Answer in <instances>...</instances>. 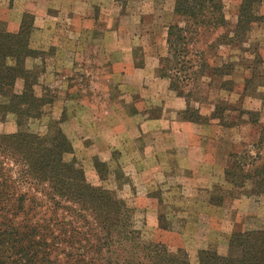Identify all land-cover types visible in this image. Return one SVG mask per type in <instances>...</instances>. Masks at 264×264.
<instances>
[{"label": "rangeland", "instance_id": "1", "mask_svg": "<svg viewBox=\"0 0 264 264\" xmlns=\"http://www.w3.org/2000/svg\"><path fill=\"white\" fill-rule=\"evenodd\" d=\"M222 1L226 27L202 37L198 45L207 51L211 70L184 91L192 89L194 93L192 112L187 117L199 113L210 121L217 107L225 110L230 127L217 120L195 124L211 125L209 135L214 137L209 140V149L220 157L227 154L228 168L232 161L229 156L257 143L264 128V21L236 36L241 1ZM174 4L175 0H128L123 8L113 0H81L79 9L73 5L65 6L66 9L50 7L38 17L24 13L34 18L30 48L32 39L49 41L38 45V49L31 48L36 53L30 58L38 59V63L27 69L38 75L35 92L46 103L39 118L26 119V127L39 135L60 128L74 150L67 159L77 158L90 183L126 202L134 211L135 227L144 241L162 243L173 252L181 249L196 263L202 250L226 255L234 232L261 223L264 199L251 194L250 183L242 188L227 179L226 184L220 179L207 192L173 191L174 187L169 191L160 186L138 188L121 163L124 153L116 147L107 151L105 145L111 134L119 138L122 133L120 117L132 118L139 113L138 107L143 111L148 107L150 119L160 117L163 109L151 105L150 90L168 88L172 96L177 95L170 89V82L158 74L161 58L167 52L168 26L178 22ZM13 7L15 0L0 1V31L19 32H13L9 21ZM259 14L264 16V2ZM219 35L221 43H216L215 51H209L208 46ZM213 68H220L221 74L215 75ZM46 74L45 81L51 83L44 85L40 82ZM160 79L167 84L159 83ZM22 90L23 81L19 80L14 93ZM186 109L179 113L183 121H187L182 115ZM108 113L112 120L103 123L104 132L98 137L102 144L98 145L99 150H93L97 142L90 129L95 117L104 118ZM69 121L73 122L70 126ZM16 123L15 114H9L4 121L0 118V134L16 133ZM66 123L67 130L63 128ZM79 123L81 131L77 129ZM133 132L131 136L138 135ZM250 147L248 150H252ZM252 151L257 152L258 148ZM258 165L264 166V153ZM145 193L153 200L141 199Z\"/></svg>", "mask_w": 264, "mask_h": 264}, {"label": "trees", "instance_id": "2", "mask_svg": "<svg viewBox=\"0 0 264 264\" xmlns=\"http://www.w3.org/2000/svg\"><path fill=\"white\" fill-rule=\"evenodd\" d=\"M240 1L236 36L264 21L259 14L264 0ZM113 2L124 8L128 0ZM174 14L178 22L168 26L159 77L186 100L184 120H217L230 127L225 110L218 107L210 121L199 113L187 117L194 93L184 91L211 70L207 51L198 45L202 37L226 27L223 1L175 0ZM33 29V16L24 14L17 34L0 31V118L15 114L18 126L16 133L0 134V264H264V220L234 232L226 255L202 250L196 263L181 249L173 252L162 243L144 241L126 202L90 183L77 158L67 159L74 150L60 128L45 135L29 131L26 119L39 118L46 103L35 92L38 75L26 66L36 53L30 48ZM221 37L211 42L209 51H215ZM213 72L219 75L221 69ZM19 80L23 90L17 94ZM249 147L230 155L225 177L237 187L250 183L251 194L264 199V166L258 165L264 128L250 147L258 151Z\"/></svg>", "mask_w": 264, "mask_h": 264}, {"label": "crops", "instance_id": "3", "mask_svg": "<svg viewBox=\"0 0 264 264\" xmlns=\"http://www.w3.org/2000/svg\"><path fill=\"white\" fill-rule=\"evenodd\" d=\"M79 2L81 0H15V7H13L15 10L11 12L9 20L12 24L11 28L15 33L20 30L21 19L26 12L38 17L50 7L66 9L65 6L73 5L74 8L79 9ZM36 26L38 27V24ZM44 44H49V41L31 40L33 50L38 49V45ZM37 60L29 58L27 67L32 69L38 63ZM107 70L106 67V73H108ZM46 76L47 74L43 76L41 84L51 83L49 80L45 81ZM159 81V83L167 84L162 79ZM37 92L42 95L41 90ZM150 93L153 101L151 105L154 108L163 109L160 117L154 116L150 119L151 110L148 107L145 111L138 107L139 113L132 118L123 119V115L120 117L122 133L119 138H113L112 134L109 136L105 142L106 150L109 151L110 147H116L124 153L121 163L124 164L126 168L124 170L132 176L138 188L154 189L160 186L169 191H172L170 189L174 187L173 191L179 189L207 192L212 190L220 179L226 184L227 154L219 152L223 156L220 157L217 152L209 149V140L214 137L209 135L211 125H200L181 120L179 113L186 109L187 103L177 95L172 96L168 88L165 91L155 88L150 90ZM163 99H165L164 102ZM108 115L100 119L95 117L94 125L90 129V134L95 136L97 142L93 145V150L100 149L98 145H101L102 141L98 137L104 132L103 123H109L112 120V116L109 113ZM72 124L73 122L69 121V126ZM67 126L66 123L63 128L67 130ZM77 126V129L81 131V124ZM135 127L137 130L133 129ZM131 131H136L138 135L131 136ZM81 141L80 139L78 144ZM146 194L141 199L153 200ZM245 202H251V200L246 199Z\"/></svg>", "mask_w": 264, "mask_h": 264}]
</instances>
